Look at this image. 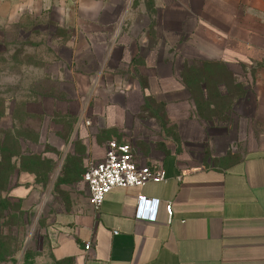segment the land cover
Returning <instances> with one entry per match:
<instances>
[{"label": "crops", "instance_id": "crops-1", "mask_svg": "<svg viewBox=\"0 0 264 264\" xmlns=\"http://www.w3.org/2000/svg\"><path fill=\"white\" fill-rule=\"evenodd\" d=\"M25 22L28 34L43 29L52 87L25 103L37 123L21 126L31 140L18 137L19 151L35 165L16 160L8 197L30 212L42 192L74 186L112 140L165 179L115 188L98 211L79 179L86 198L57 211L51 260L264 264V0H0V27ZM255 66L250 96L236 92L252 111H229V79ZM139 196L157 201L153 221L136 217Z\"/></svg>", "mask_w": 264, "mask_h": 264}, {"label": "rangeland", "instance_id": "rangeland-1", "mask_svg": "<svg viewBox=\"0 0 264 264\" xmlns=\"http://www.w3.org/2000/svg\"><path fill=\"white\" fill-rule=\"evenodd\" d=\"M42 31V28H34L33 34H28L26 22L22 28L14 30L10 28L5 31L0 27V149L4 133L9 136L3 145L7 150L3 153L4 156L12 152L14 137L23 136L31 140V130H24L23 133L20 130L21 126L25 128L37 123H31L30 118L24 115L25 103L51 91L52 84L47 81L42 64L48 54L44 50L45 38ZM32 49L35 51H31ZM242 71L241 78L229 79L226 85L227 97L224 100L228 103L229 111L250 114V98L241 99L239 104L236 92L242 90L250 96L255 77L262 68L255 66ZM212 101L209 100L210 103ZM212 111L219 112L217 105ZM203 117L229 119V116L213 113L203 114ZM259 126L262 128L263 124L259 122ZM33 165L35 163L32 162L31 168ZM45 167L39 166V171L45 170ZM2 173L3 168L0 165V176ZM14 173L12 170L4 191L0 192V200H3L0 201V264H55L49 255L50 234L53 229L51 225L61 206L66 213H70L73 200L79 202L86 198L85 188L79 181L81 178L76 179L74 186H70L67 191L54 188L50 195L42 192L37 196L36 207L28 212L21 211L19 203L8 197Z\"/></svg>", "mask_w": 264, "mask_h": 264}, {"label": "built area", "instance_id": "built-area-1", "mask_svg": "<svg viewBox=\"0 0 264 264\" xmlns=\"http://www.w3.org/2000/svg\"><path fill=\"white\" fill-rule=\"evenodd\" d=\"M88 125V122H85ZM162 168L151 169L139 166L132 157L131 147L126 142L109 141L106 144L104 156L100 161L90 162L86 165L81 181L88 191V202L94 211H98L104 197L115 188H140L148 183L163 182ZM149 204L157 205V201L138 197L137 218L153 221L155 212H148ZM165 212L170 220L171 206H165ZM85 250L89 244H85Z\"/></svg>", "mask_w": 264, "mask_h": 264}, {"label": "trees", "instance_id": "trees-1", "mask_svg": "<svg viewBox=\"0 0 264 264\" xmlns=\"http://www.w3.org/2000/svg\"><path fill=\"white\" fill-rule=\"evenodd\" d=\"M6 137L7 139L9 138V136H6V134L4 133V138H2L3 143L1 144V149H0V165L3 168V173L0 176V180H1L0 181V192L4 191V186H6L7 178H9L12 170L13 171L15 170V162L17 159H19L20 162L23 163V165L25 164L31 165L30 161L20 156L18 137H14V139L12 140V143L14 145L12 152H10L8 156H4L3 153L7 151L6 148H4L3 146L5 143ZM0 201L3 202V200H0Z\"/></svg>", "mask_w": 264, "mask_h": 264}]
</instances>
